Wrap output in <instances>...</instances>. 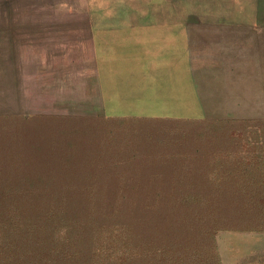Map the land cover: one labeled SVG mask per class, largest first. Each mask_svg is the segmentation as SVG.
<instances>
[{"label": "rangeland", "instance_id": "obj_1", "mask_svg": "<svg viewBox=\"0 0 264 264\" xmlns=\"http://www.w3.org/2000/svg\"><path fill=\"white\" fill-rule=\"evenodd\" d=\"M9 17L264 19V0H0V18ZM73 31L51 37L49 58L0 57V114L31 116L0 120V222L21 229L7 224L18 210L28 229H36L8 240L47 252L63 230L56 223L65 221L90 264L100 261V246L119 235L127 234L129 245H167L189 236L206 245L215 230L224 264H264V233L257 231L264 229V211L247 205L264 197V135L223 119L218 99L211 107L199 104L189 84V57L150 74L139 72L142 58L121 57L117 67L131 72L109 73L104 64L97 75L83 64L88 44ZM196 55L191 60L217 56ZM220 78L213 74L210 87ZM233 86L229 81L226 89ZM102 89L118 97V114L141 117L100 121ZM148 101L165 106L151 110L142 105ZM229 108L236 112L233 103ZM147 110L155 115L143 118ZM49 211L59 219L49 222Z\"/></svg>", "mask_w": 264, "mask_h": 264}, {"label": "crops", "instance_id": "obj_2", "mask_svg": "<svg viewBox=\"0 0 264 264\" xmlns=\"http://www.w3.org/2000/svg\"><path fill=\"white\" fill-rule=\"evenodd\" d=\"M71 28L81 35L84 46L88 44L89 51L81 52V58L83 64L91 65L97 75L103 72L100 69L104 64L109 65L105 67L109 73L131 72L130 69L120 71L121 68L117 67V59L121 57H126L129 62L142 58L144 65L139 67V72L150 74L155 73L156 68L163 72L161 68L167 67L163 64L171 59L186 56L190 64L187 67L191 74L189 84L193 85L200 105L211 107L218 99L220 114L226 113L223 119L227 122L264 119V19L144 17L102 21L90 18H0V57L49 58L53 44L51 37L67 36ZM198 51H214L217 56L191 60ZM153 62L162 66H151ZM243 65L246 66L244 69ZM213 74L221 75L215 89L213 84L210 87L211 81L214 82ZM202 81L206 86L205 93L201 92L204 88ZM229 81L234 86L228 91L226 85ZM117 98L102 89L99 99L103 100L105 107L99 109L98 114L107 120L141 117L123 112L118 114ZM230 98L235 101L229 102ZM230 103L236 112L230 110ZM142 105H148L151 110L163 106L159 101L143 102ZM208 111L213 113V110ZM147 113L143 118L155 115L148 110Z\"/></svg>", "mask_w": 264, "mask_h": 264}, {"label": "trees", "instance_id": "obj_3", "mask_svg": "<svg viewBox=\"0 0 264 264\" xmlns=\"http://www.w3.org/2000/svg\"><path fill=\"white\" fill-rule=\"evenodd\" d=\"M9 2L11 0H4V4ZM98 116L100 121H108L103 116ZM18 117L25 121L31 118V116L26 118V116L0 114V120H10ZM261 124L264 125V119L243 121L245 128L243 132L264 135V129ZM249 143L253 144V146H259L258 148L264 147H261L263 142L261 144L252 143V141ZM262 154L264 153L262 152ZM259 158L262 159V156ZM247 205L248 207L259 206L264 211V197L257 201H249ZM13 212L7 215V224L14 228L20 227L21 229H5L6 226L0 222V264H89L87 257H84L81 249L74 242L75 240L69 239V225L65 221L56 223V225L62 224L60 229L63 230L55 234L56 242H54L53 248L47 252L42 251V248L28 251L25 244L16 243L15 240H8L10 238L9 235H12V238H16V235L29 237L36 234V229H28V223L26 224L27 216L24 213H19L18 210ZM59 215L60 213L56 211H49L46 218L49 222H54L59 219ZM261 227H264V223H262ZM257 231L264 233V229H258ZM215 235L214 230V233L213 231L210 233V239L206 245L196 242L194 238L189 236L184 238V240L175 238L167 245L150 246L129 245L127 243L129 241L128 235L126 234L127 239L126 237L122 239V236L119 235L118 237H113V239H107V243L102 244L98 250L97 256L100 261L93 259L90 264H224L215 242ZM21 241H26V239Z\"/></svg>", "mask_w": 264, "mask_h": 264}]
</instances>
